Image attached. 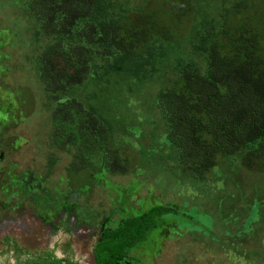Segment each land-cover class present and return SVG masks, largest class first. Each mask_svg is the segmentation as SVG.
I'll return each mask as SVG.
<instances>
[{
  "label": "rangeland",
  "instance_id": "obj_1",
  "mask_svg": "<svg viewBox=\"0 0 264 264\" xmlns=\"http://www.w3.org/2000/svg\"><path fill=\"white\" fill-rule=\"evenodd\" d=\"M28 1L0 0V264L45 250L95 264L93 244L106 229L153 207L167 213L117 264H264V173L247 170L237 154L204 180L192 177L157 107L183 61L195 60L207 73V52L195 45L210 44L208 32L222 28L225 9L238 0H193L190 30L158 40L165 55L148 79L115 71L101 78L107 63L97 55L83 83L57 93L37 64L53 38L36 35L41 27ZM110 1L115 15L148 0ZM247 13L264 26V0H250ZM74 99L112 122L108 141L117 152L77 122L57 128L56 109ZM118 151L128 168L113 159Z\"/></svg>",
  "mask_w": 264,
  "mask_h": 264
},
{
  "label": "trees",
  "instance_id": "obj_2",
  "mask_svg": "<svg viewBox=\"0 0 264 264\" xmlns=\"http://www.w3.org/2000/svg\"><path fill=\"white\" fill-rule=\"evenodd\" d=\"M249 1L227 7L222 28L208 32L210 44L195 45L207 52V73L197 61H183L173 84L157 95L168 124L166 138L178 148L181 168L198 180L237 154L247 170L264 173V26L247 13ZM28 8L40 23L36 35L43 31L53 38L37 58L41 79L52 93L83 83L97 55L107 63L101 78L115 71L148 79L156 58L165 55L158 40L186 36L195 19L193 0H148L137 11L115 15L110 0H29ZM55 115L57 128L77 122V128L83 125L104 141L107 151L117 152L108 141L114 125L94 105L86 109L74 99L61 103ZM118 152L113 159L128 168V157ZM165 213L166 208L153 207L129 217L122 227L106 229L93 248L96 264H115ZM15 264L81 263L45 250Z\"/></svg>",
  "mask_w": 264,
  "mask_h": 264
},
{
  "label": "flooded vegetation",
  "instance_id": "obj_3",
  "mask_svg": "<svg viewBox=\"0 0 264 264\" xmlns=\"http://www.w3.org/2000/svg\"><path fill=\"white\" fill-rule=\"evenodd\" d=\"M102 235H103V234H102ZM101 237H102V236H101ZM98 240H99V239H98ZM95 243H96V242H95ZM95 243L93 244V248H94ZM133 246H134V245H133ZM131 247H132V246H131ZM128 248H129V247H128ZM128 248H127V249H128ZM127 249H126V250H127ZM92 251H93V249H92ZM125 253H126V251H125ZM93 255H94V252H93ZM124 256H125V254H124ZM124 256H123V257H124ZM120 258H122V257H118V258L116 259L115 264H117V260L120 259ZM23 259H25V257H24ZM23 259H20V257H19L18 260H23ZM94 259H95V256H94ZM18 260H17V261H18ZM72 260H73V259H72ZM17 261H16V262H17ZM75 261H78V260H75ZM78 262H79V261H78ZM79 263H81V262H79ZM95 264H96V260H95Z\"/></svg>",
  "mask_w": 264,
  "mask_h": 264
}]
</instances>
